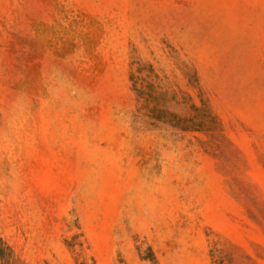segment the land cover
<instances>
[{"label":"rangeland","instance_id":"1","mask_svg":"<svg viewBox=\"0 0 264 264\" xmlns=\"http://www.w3.org/2000/svg\"><path fill=\"white\" fill-rule=\"evenodd\" d=\"M135 61L209 126L147 118ZM75 233L96 264H264V0H0V236L79 264Z\"/></svg>","mask_w":264,"mask_h":264},{"label":"trees","instance_id":"2","mask_svg":"<svg viewBox=\"0 0 264 264\" xmlns=\"http://www.w3.org/2000/svg\"><path fill=\"white\" fill-rule=\"evenodd\" d=\"M133 70L130 73V79L132 81L133 90L135 91L137 100L140 102L139 109L146 112V117L151 120H157L160 122H165L166 126L172 127L179 131H193L201 130L207 120L212 119L208 114L206 118L198 117V114L204 109L195 103H190L188 108L190 113L178 114L171 111L168 100H174L175 92H169L165 88V92L157 87L152 81L151 77L154 74V68L151 64L145 65L141 62L132 63ZM147 67V69H145ZM146 71V73H144ZM171 93V94H170ZM165 94V105L159 101H155L156 98L162 97ZM189 99V96H185ZM178 104V101L175 102ZM186 103V102H185ZM81 233H75L72 235L70 240H65L66 245L74 253L84 254V260L79 264H96L95 259L92 254L88 257L85 256V249L88 247L85 245L84 241L80 239ZM140 258L146 261L148 264H159L154 251L151 246L147 247L146 251H142L140 246H137ZM90 261V262H89ZM215 264H225L222 259H216ZM0 264H18L17 257L12 251L11 247L7 242L0 236Z\"/></svg>","mask_w":264,"mask_h":264}]
</instances>
